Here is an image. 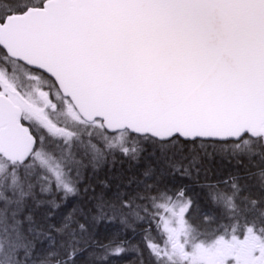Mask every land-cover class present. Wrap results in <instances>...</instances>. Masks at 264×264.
<instances>
[{
	"label": "snow or ice",
	"instance_id": "6c2138e0",
	"mask_svg": "<svg viewBox=\"0 0 264 264\" xmlns=\"http://www.w3.org/2000/svg\"><path fill=\"white\" fill-rule=\"evenodd\" d=\"M118 157L145 166L85 185ZM129 252L264 264V0H0V264Z\"/></svg>",
	"mask_w": 264,
	"mask_h": 264
},
{
	"label": "trees",
	"instance_id": "16d2710c",
	"mask_svg": "<svg viewBox=\"0 0 264 264\" xmlns=\"http://www.w3.org/2000/svg\"><path fill=\"white\" fill-rule=\"evenodd\" d=\"M244 163L247 164V161H245ZM204 164L209 169L207 173L209 180L208 182H216V180L227 178L229 173L235 172L237 170L235 167V162L234 165L232 166L231 164L227 163V160L221 158L220 156H217L212 160H205ZM142 166L144 167L145 164ZM142 168H140V166L139 167L134 166L130 163L128 164V162L124 161L121 157H118L117 162L115 164H109L105 166L95 176H93L91 172H89L85 179V185L92 184L96 188V192H99L101 189L98 182L107 180L109 184L112 185L114 188L115 184L118 182L119 179L123 178L124 180H126L130 176L133 175L138 176ZM252 170L254 171L255 169ZM203 180H205V178H204V174L202 173L198 181L185 180V183L190 184L191 187L193 188L194 186H196L197 183H200V181L203 182ZM85 185H82V187ZM191 194L201 195L197 192L196 193L193 192ZM92 195L93 193L91 191H89L87 194H84L83 192L81 193V197L85 200H87V198ZM201 199L202 200L199 201L198 198H194V200H196L204 210H208L210 206H206L204 204V198ZM193 214L195 215L194 210H193ZM144 226L147 227L148 225H144ZM108 227L109 228L119 227V223L117 221H113L111 224L108 225ZM152 227H153V234L155 235V225L153 224ZM98 230L101 236H103L105 233V224L101 223L98 226ZM122 238L130 239L132 244H136L139 242V238H140L139 231L137 232L136 236H133L131 229H129L126 231V233ZM162 240H163V236L159 237L157 239V242H162ZM135 259H136L135 253L129 252L127 255L123 257V259L119 260L117 264H133Z\"/></svg>",
	"mask_w": 264,
	"mask_h": 264
},
{
	"label": "rangeland",
	"instance_id": "374dc122",
	"mask_svg": "<svg viewBox=\"0 0 264 264\" xmlns=\"http://www.w3.org/2000/svg\"><path fill=\"white\" fill-rule=\"evenodd\" d=\"M122 158V157H121ZM123 159V158H122ZM124 161H126V162H128V164L130 163V164H132V165H134V166H140V168H142L143 166L142 165H144L145 164V161L144 160H141L139 163H135V162H129V161H127V160H125V159H123ZM226 160V159H225ZM234 162L235 161H232V162H229L228 160H227V163H229V164H231L232 166L234 165ZM142 166V167H141ZM224 179H226V178H224ZM193 181V180H192ZM197 181V180H196ZM209 180H203V182H201L200 181V183H197L196 184V186H194L193 188H192V193L194 192V193H199V194H201V195H195V194H192V196H193V198H198L199 199V201H201L202 199L201 198H204L203 196H204V193H203V191L201 190V188H200V184H203V183H206V182H208ZM196 191V192H195ZM163 239H164V237H163ZM162 242H163V240H162ZM163 245V244H162Z\"/></svg>",
	"mask_w": 264,
	"mask_h": 264
},
{
	"label": "flooded vegetation",
	"instance_id": "af4514ba",
	"mask_svg": "<svg viewBox=\"0 0 264 264\" xmlns=\"http://www.w3.org/2000/svg\"><path fill=\"white\" fill-rule=\"evenodd\" d=\"M158 243H160L161 245L163 244V242H158Z\"/></svg>",
	"mask_w": 264,
	"mask_h": 264
}]
</instances>
